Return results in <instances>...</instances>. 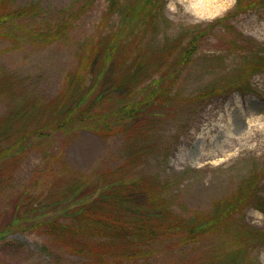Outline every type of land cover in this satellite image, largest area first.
<instances>
[{"label":"rangeland","instance_id":"1","mask_svg":"<svg viewBox=\"0 0 264 264\" xmlns=\"http://www.w3.org/2000/svg\"><path fill=\"white\" fill-rule=\"evenodd\" d=\"M5 1L0 264H264V0ZM144 190L138 237L68 254L71 204Z\"/></svg>","mask_w":264,"mask_h":264},{"label":"trees","instance_id":"2","mask_svg":"<svg viewBox=\"0 0 264 264\" xmlns=\"http://www.w3.org/2000/svg\"><path fill=\"white\" fill-rule=\"evenodd\" d=\"M113 2L115 1L111 0V3ZM80 8H83V5ZM79 9L70 16H74ZM25 12L26 10L23 8L10 9L5 0H0V25L6 21L21 18L26 14ZM105 18L104 16V20ZM149 197L147 190H144L141 194L143 199H131L135 197L129 195L127 199H100V204L97 206H80L73 213L68 224H59L61 233L57 237L66 239V246L72 255L84 258H87L88 255H93L100 263L111 255L110 252L100 248V245L124 243L133 237H138L143 232L149 221L147 217H142L144 215L142 211L137 210L148 205ZM117 208L123 211V216L127 219L130 216H137L133 220L137 226L135 230H130L123 221H109L106 219L105 212ZM2 244L10 247L17 255L25 252V248L21 244L4 240Z\"/></svg>","mask_w":264,"mask_h":264},{"label":"bare ground","instance_id":"3","mask_svg":"<svg viewBox=\"0 0 264 264\" xmlns=\"http://www.w3.org/2000/svg\"><path fill=\"white\" fill-rule=\"evenodd\" d=\"M191 4V3H190ZM208 5H211V4H209V3H207Z\"/></svg>","mask_w":264,"mask_h":264}]
</instances>
